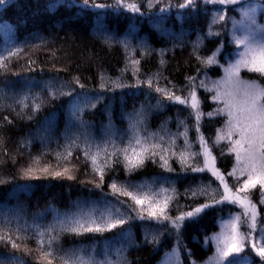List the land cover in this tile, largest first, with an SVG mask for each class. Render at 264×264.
I'll list each match as a JSON object with an SVG mask.
<instances>
[{"label": "trees", "instance_id": "1", "mask_svg": "<svg viewBox=\"0 0 264 264\" xmlns=\"http://www.w3.org/2000/svg\"><path fill=\"white\" fill-rule=\"evenodd\" d=\"M228 4L0 0V264H158L175 248L203 263L245 198V235L261 241V187L231 176L215 142L227 117H208L221 104L201 86L235 49ZM193 93L198 108L176 101ZM129 185L162 204L142 207Z\"/></svg>", "mask_w": 264, "mask_h": 264}, {"label": "rangeland", "instance_id": "2", "mask_svg": "<svg viewBox=\"0 0 264 264\" xmlns=\"http://www.w3.org/2000/svg\"><path fill=\"white\" fill-rule=\"evenodd\" d=\"M238 0H213L220 4H228L230 11L236 14L230 19V34L235 49L227 63L219 61L222 49L213 58V64L222 69L217 78L204 77L201 86L213 93L214 103L221 104L208 117L225 116L227 123L218 133L216 144L228 143L230 152L234 154L236 163L230 173L235 179L243 181L240 190L250 191L261 187V203L264 204V86L250 81L243 76L244 72H261L264 74V7L252 0L236 6ZM181 99V100H180ZM176 101L187 103L198 108V97L195 93L188 98ZM129 191L138 203L147 208L149 200L156 205L162 204V195H156L143 187L129 185ZM144 197V198H143ZM229 201L232 200L228 196ZM242 213L248 225L243 224V214L234 213L224 218L217 233L209 238L213 247V255L203 263L197 264H251L250 256L245 255L249 249L260 254V246L264 248V230L257 241H249L244 232L254 229L250 219L256 216V207L245 198ZM261 243V244H260ZM158 264H183L178 250L167 253Z\"/></svg>", "mask_w": 264, "mask_h": 264}]
</instances>
